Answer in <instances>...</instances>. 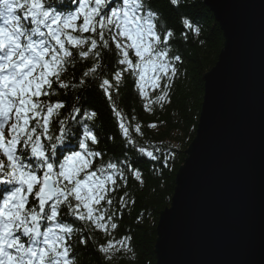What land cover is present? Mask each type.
Masks as SVG:
<instances>
[{
  "label": "snow or ice",
  "instance_id": "6c2138e0",
  "mask_svg": "<svg viewBox=\"0 0 264 264\" xmlns=\"http://www.w3.org/2000/svg\"><path fill=\"white\" fill-rule=\"evenodd\" d=\"M169 2L176 8L180 7V0H169ZM28 3L32 12H25L21 20H26L31 25L29 51L34 52L36 56L34 60L26 54L21 55L13 66L20 72V77L10 82L12 84L10 94L16 97L18 103V107L14 109L18 119L7 127V134L11 136L10 140L6 142L5 132H0V151L7 157L8 164L17 170L14 172L15 184L19 185L0 203V264H49V256L53 258L51 264H75V261L69 258L71 246L67 241L79 229L59 221L61 208H66L76 220L86 222L90 228L99 230L105 235H111L119 228L117 216L121 209L129 205L134 206L136 203L126 190L129 178L126 173L141 185L144 180L141 172L130 164L121 167L119 162L108 161L96 166L94 158L101 157L103 153L89 148L86 141L98 144L99 140L87 126L84 128V138L78 143L81 151H72L70 156H66L59 163L58 171H54L55 164L45 163L41 168L44 173L41 177L36 171L30 169L31 162L25 165L22 160H17L16 149L20 143L30 146L31 155L35 160L48 159L42 142L39 147L31 143L33 139L41 141V136L34 135V132L41 131V129H32L29 124L30 121L36 123L40 120L45 135L49 132L51 117L56 114L57 110L65 107L61 103H56L47 104L43 110L40 108V103L43 102L40 98L51 94L45 91V88L52 89L55 85L62 89L69 87V84L65 83L61 77L67 70L66 65L71 63L64 64L65 71L61 74L60 64L55 63L56 56H52L51 60L49 56L53 52L63 53L72 60L74 53L68 45H71L73 49H78L80 41L83 40L87 48L84 51H78L79 57L87 59L89 52L96 53V63L82 74L87 78L89 72L95 76L102 68L103 56L98 49H111L114 45L117 53L115 58L117 70L110 72L108 76L99 78V87L110 99L111 90L113 88L118 90L119 85L125 79L124 73L128 72L136 77V90L140 97L146 100L144 107L147 111H152L149 105L156 104L162 108L170 102V93L180 74L178 65L183 64V56L179 48L173 49L172 40L175 32L168 27L167 21L160 13L151 8L145 11L143 0H122L121 6L114 8L110 15H104L102 12H99V15H90L80 2L81 7L76 15L69 14L63 18L53 16L50 11L46 10L41 0H28ZM95 3L102 5L105 4V0H95ZM94 11L98 12L99 9ZM5 14V9L0 8V18L3 21ZM17 16H20L19 12ZM81 16H83V24L77 26L76 21ZM42 18L45 19L42 20ZM181 24L187 30L181 33L182 40L187 41L189 33L197 37L201 35L202 30L194 18L184 14L181 16ZM60 25H63L64 33L57 35L55 30ZM109 26L114 27L116 31L112 32ZM4 27L5 25L0 26V29ZM28 28V26L21 28L18 24L16 32L9 33V39L15 49L25 47L22 42L24 36L21 33H27ZM97 28H99L98 32ZM66 29H71L72 32L96 33L98 39L92 36L72 35ZM106 30L109 32L107 39L105 38ZM44 35L49 38L47 43L43 42ZM50 40L55 43H50ZM2 41L3 36H0V42ZM48 43L54 48L48 49V55H45L42 49L47 48ZM200 43L203 44L204 41L201 40ZM3 56L4 52L0 51V57ZM13 59L16 57L13 56ZM2 62L0 60V63ZM34 67H42V71L35 73ZM3 74V69H0V76ZM146 84L158 90L154 99L148 97L144 87ZM86 85L87 80L81 79L79 85L76 86ZM115 115L120 119L118 125L120 134L125 137L127 143L134 145L135 150L142 156L162 163V169H168L170 161L175 160V153L170 148L160 146L149 148L136 145L130 137L129 130L132 126L124 123L119 110H115ZM9 116L11 117V113ZM96 116V112L86 113L89 121ZM60 125V135L56 138L63 140L66 128L63 126V121H60ZM0 127H5L2 118H0ZM148 127L156 128L157 125L149 124ZM134 130L137 134L143 135L139 124L134 126ZM21 135L25 138L20 139ZM45 138L50 139L48 135ZM55 150L57 152V148ZM162 169H157L161 175L163 174ZM55 172L59 174L54 176ZM115 193L120 194L114 197ZM30 196H34L38 201V207H27ZM50 201L51 204H49ZM41 221L50 222V225L43 231H41ZM137 222H140V218H137ZM17 232H22L23 236L28 238L30 243L27 246L22 242L21 237L16 235ZM40 237H43V240H40ZM131 240L132 237L127 235L119 240H109L106 244L99 245L97 251L110 261L121 252L133 253ZM41 243L43 247L39 246ZM79 243L86 244L87 238L79 240ZM131 258L135 259L134 253Z\"/></svg>",
  "mask_w": 264,
  "mask_h": 264
},
{
  "label": "trees",
  "instance_id": "16d2710c",
  "mask_svg": "<svg viewBox=\"0 0 264 264\" xmlns=\"http://www.w3.org/2000/svg\"><path fill=\"white\" fill-rule=\"evenodd\" d=\"M46 9H51L52 15H60L62 18L73 14L80 6L81 0H64V3H58L57 0H51L45 3L41 0ZM145 11L151 8L160 13L167 25L175 32L172 40V46L175 50L179 48L183 56V64L178 65L179 75L174 82V87L170 93V102L162 108L159 105L152 104L148 107L152 111H147L144 107L146 100L140 97L136 90V77L128 72L124 73L125 79L119 85L118 90H111L109 99L99 87L100 79L108 76L110 72L117 70L114 45L111 49H98L102 52V68L97 71V75L83 77V72L96 63L92 58L81 59L78 55V49H73L72 63L66 65V72L62 75L68 88H60L55 85L52 89L45 88L50 95L43 96L40 99L47 104L61 103L65 107L60 111V115H53L49 126V132L41 136V142L47 144L45 138L49 133L55 136L60 135V121L67 120L65 128L69 129L63 142L57 146V154L54 158L58 171V165L66 156H70L72 151H81L78 143L83 139L85 125L98 137L99 143L92 144L86 141L89 148L103 153L101 157L94 158V163L99 166L101 162L111 161L119 162L121 167L130 164L137 168L141 174L144 183L141 185L135 181L130 174L128 175L126 190L130 198L136 201L135 205L121 209L117 216L119 228L105 235L99 230L89 227L86 222L76 220L68 213L66 208H61V214L58 217L61 223L73 225L79 231L74 232L72 238L67 241L71 246L69 258L75 261V264H157L154 254V244L157 237L156 225L159 213L169 207L171 197L175 187V175L178 168L184 163L186 158V149L193 140L196 132L199 113L201 110L203 98V75L209 71L216 63L218 54L223 46L222 31L214 19L212 12L203 3L202 0H180V7L172 6L169 0H143ZM122 0H108L107 5L101 11L104 15H110L114 8L120 7ZM22 15L21 13H19ZM186 14L194 18L196 24L201 28L199 37L189 33L187 41L180 38L182 32L187 31L181 24V16ZM99 19V18H97ZM77 26L83 24L79 18ZM31 28L30 24H27ZM112 32L116 29L109 26ZM70 29H66L69 31ZM99 28H97V32ZM72 35L88 37L92 36L98 39L96 33L69 32ZM109 35L105 31V38ZM204 43L201 44L200 41ZM87 46H85L86 50ZM81 79L87 80L86 86L79 85ZM55 84V78L53 77ZM115 84V81H113ZM145 91L149 98L158 94L150 84H146ZM78 109L79 111H75ZM115 110H119L124 119V123L130 125V137L136 142V145L145 147L160 146L170 148L175 153V160L170 161L168 169H162V163L152 161L146 156H142L135 150V146L128 144L125 137L120 134L118 127L120 119L116 117ZM96 112L97 116L89 121L86 113ZM35 124L30 121L29 127ZM139 124L143 135H139L134 130V126ZM149 124H156V128H149ZM39 131V130H38ZM114 137V139H113ZM179 147H176V146ZM16 155L21 157L22 162L28 165L31 162L32 168L39 176H43L42 169H35V158L31 156L30 146L23 143L17 145ZM46 155H49L46 153ZM0 160L8 163L7 157L0 151ZM157 169H162L163 174ZM3 173H0V177ZM19 185L8 184L7 181L0 178V203L9 195V193ZM120 193H115L118 196ZM52 202L50 201L49 204ZM75 203V202H74ZM29 208L38 207V201L34 196L29 197ZM140 218V222H137ZM50 222L41 221V231L48 227ZM16 235L21 237L22 242L27 246L30 241L24 237L22 232ZM131 236L130 241L135 259H132L133 253H119L112 260H106L105 256L97 251V247L106 244L109 240H119L124 236ZM87 238L86 244L79 243V240ZM40 240L43 237L39 238ZM44 246V245H42Z\"/></svg>",
  "mask_w": 264,
  "mask_h": 264
},
{
  "label": "water",
  "instance_id": "95a60500",
  "mask_svg": "<svg viewBox=\"0 0 264 264\" xmlns=\"http://www.w3.org/2000/svg\"><path fill=\"white\" fill-rule=\"evenodd\" d=\"M223 35L159 213L157 264H264V0H202Z\"/></svg>",
  "mask_w": 264,
  "mask_h": 264
},
{
  "label": "clouds",
  "instance_id": "9594fccd",
  "mask_svg": "<svg viewBox=\"0 0 264 264\" xmlns=\"http://www.w3.org/2000/svg\"><path fill=\"white\" fill-rule=\"evenodd\" d=\"M51 0H45V3H50ZM58 3H64V0H57ZM108 0H105V4L102 5H97L95 3V0H81V4L83 5V8L85 11H87L90 15L95 14L99 15V12H101ZM81 5L79 8L76 10V12L80 9ZM0 8L5 9V17H4V25L5 27L0 29V36H3V41L0 42V51L4 52V56L0 57V60L3 62L0 63V69H3L4 74L0 76V118L3 119L5 127H0V132H5L6 131V126L10 127L12 122H15L18 117L14 111L18 107L17 99L15 96L10 94L12 84L10 83L11 81H15L20 77V72L15 69L13 66L15 63H17L18 58L21 55H27L30 57H33L35 60L36 54L34 52L29 51V38L32 35V29L28 28L27 33H21V35L24 36V40L22 41L25 44V47L23 49H15L12 46V42L9 39V33H15L17 30V25L21 28H26L28 21L26 20H21V16L25 12H32V8L28 3V0H11V2H8V0H3V2H0ZM99 9V11H94L96 9ZM47 11H51V9H46ZM21 13L22 15L17 16V13ZM76 12L73 13V15H76ZM53 16H59V15H53ZM45 18H42V20ZM42 22V21H41ZM57 35H62L64 33L63 25L58 26V28L55 30ZM48 36L44 35L43 36V42L47 43L48 42ZM85 42L83 40L80 41L78 51H84L85 49ZM54 46L50 43H48L47 48L42 49L45 55H48V49H52ZM13 56L16 57V59H13ZM52 56H56L55 63H59V72L61 74L64 73L65 68L64 64L66 63H72L73 61L65 54L60 53L56 54L55 52L52 53V55L49 56V59H52ZM88 57L92 58L94 61H96V53L95 52H89ZM63 62V63H61ZM42 65V62H41ZM35 73H40L42 71V67H34L33 68ZM89 76H93L94 74L92 72L88 73ZM97 75V73L95 74ZM35 79V77H33ZM40 103V102H38ZM47 107L46 102L40 103V108L41 110L45 109ZM11 113V117L9 114ZM56 116H59V110H57ZM11 121V123H10ZM64 125L67 123V120L65 119ZM87 126V125H85ZM43 124L41 123L40 120H37L36 123L32 126V129H41V131H36L34 132L35 136H42L44 135L43 131ZM69 129L66 128V135L68 134ZM48 136L50 139H47L48 143L43 144V150L45 153H48V159L44 160L43 158L37 159L34 161L35 164V169H41L45 163H53L55 164L54 158L56 157V148L58 145H60L63 140H58L53 133H49ZM25 137L23 135L20 136V139H24ZM31 143L36 144L37 147L40 146L41 141L33 139ZM26 146V145H25ZM17 156V160L21 161V157ZM32 156V155H31ZM56 165V164H55ZM32 171H35L32 166H29ZM59 168V165H58ZM17 170L13 168L11 165L8 163H5L3 160H0V173H3V176L0 177L3 180L7 181L8 184H15L16 183V176L14 175V172ZM58 172H55L53 175L56 176L58 175ZM10 222V220L8 221ZM42 244V243H41ZM43 245V244H42ZM43 247V246H41ZM52 257L49 256L48 262L51 264Z\"/></svg>",
  "mask_w": 264,
  "mask_h": 264
},
{
  "label": "rangeland",
  "instance_id": "374dc122",
  "mask_svg": "<svg viewBox=\"0 0 264 264\" xmlns=\"http://www.w3.org/2000/svg\"><path fill=\"white\" fill-rule=\"evenodd\" d=\"M82 18H83V16H81ZM81 17H79V18H81ZM79 18L77 19V21L79 20ZM81 18V19H82ZM77 21H76V23H77ZM0 26H4V24H3V19H2V21H1V24H0ZM46 30V29H45ZM70 31H72L71 29L69 30V31H67V32H70ZM53 42V41H52ZM50 43H51V41H50ZM55 43V42H54ZM10 123H11V121H10ZM11 139V136L10 135H8L7 134V126H6V131H5V141L7 142V140H10ZM16 151H17V149H16Z\"/></svg>",
  "mask_w": 264,
  "mask_h": 264
}]
</instances>
